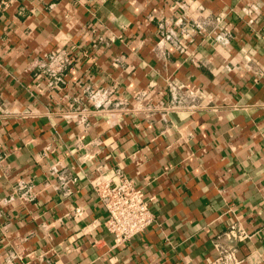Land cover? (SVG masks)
<instances>
[{
  "label": "crops",
  "instance_id": "crops-1",
  "mask_svg": "<svg viewBox=\"0 0 264 264\" xmlns=\"http://www.w3.org/2000/svg\"><path fill=\"white\" fill-rule=\"evenodd\" d=\"M263 24L264 0L0 9V264H205L235 221L251 234L235 243L237 264H264ZM181 87L204 107L110 110L145 89L165 104ZM107 166L155 215L117 247L89 183Z\"/></svg>",
  "mask_w": 264,
  "mask_h": 264
},
{
  "label": "built area",
  "instance_id": "built-area-1",
  "mask_svg": "<svg viewBox=\"0 0 264 264\" xmlns=\"http://www.w3.org/2000/svg\"><path fill=\"white\" fill-rule=\"evenodd\" d=\"M13 1L15 0H0V9L7 7ZM260 38L264 46V24L261 28ZM151 95V89H145L131 99H117L113 102L110 110L142 112L148 117L154 111L159 110L166 113L204 107L200 101L202 97L200 92L191 88L181 87L179 91L172 93L170 100L165 104L153 102ZM107 103L108 100L103 101L102 105ZM86 157L87 155L83 156V158ZM107 168L106 171L96 168L89 183L104 205L107 216L103 224L105 229L113 235V246L117 247L142 233L148 225L154 222L155 215L149 205V198L133 179L127 177L118 167L107 166ZM58 177L61 194L64 197L70 196L72 194L70 184L75 181L74 175L69 169L64 168L59 172ZM250 236L251 234L240 222L235 221L229 224L225 231L214 238L215 255L205 264H237L240 260L236 256L235 243ZM222 240L226 243H223Z\"/></svg>",
  "mask_w": 264,
  "mask_h": 264
}]
</instances>
